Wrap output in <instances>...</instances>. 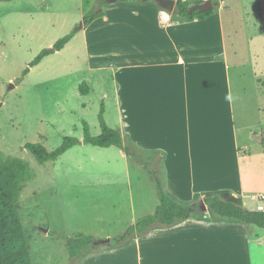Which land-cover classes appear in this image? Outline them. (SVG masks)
<instances>
[{
    "label": "rangeland",
    "instance_id": "374dc122",
    "mask_svg": "<svg viewBox=\"0 0 264 264\" xmlns=\"http://www.w3.org/2000/svg\"><path fill=\"white\" fill-rule=\"evenodd\" d=\"M116 2L0 1V151L26 160L32 170V179L21 192L20 214L30 231L33 264H75L63 236L105 239L109 234L120 235L133 224V217L138 220L153 214L160 203L153 175L134 158L128 160L117 146L79 143L56 161L45 163L25 148L27 143H40L52 151L67 136L81 140L84 121L93 135L100 134L103 104L107 123L113 128L122 126L115 83L108 82L109 74L103 75L104 83L91 72L94 61L88 49L94 37L87 36L89 26L83 24L90 10L102 14ZM250 3L226 0L219 4L226 9L232 103L243 148L241 171L232 176L233 167H229L231 176L226 177L230 179L219 184L239 192L245 207L256 210L258 201L253 197L264 194V144L258 138L264 136V38L245 16V10L255 11L247 6ZM130 10L120 11L118 17L134 14ZM72 31L76 34L64 49L46 55L24 75L38 54ZM99 63L96 69L105 66ZM84 81L90 86L87 95L79 88ZM124 141L151 168H159L162 157L157 152L141 153L130 139ZM251 226L264 236V228ZM253 252L264 264V246H253Z\"/></svg>",
    "mask_w": 264,
    "mask_h": 264
},
{
    "label": "crops",
    "instance_id": "0c3cea01",
    "mask_svg": "<svg viewBox=\"0 0 264 264\" xmlns=\"http://www.w3.org/2000/svg\"><path fill=\"white\" fill-rule=\"evenodd\" d=\"M117 1L85 32L94 37L88 49L92 74L104 83L103 75L109 74L108 82L115 83L122 120L118 129L134 149L162 157L159 174L180 203H190L198 192L230 188L219 183L230 179L229 167L232 176L241 171L243 148L232 103L226 9L219 6L205 19L177 22L152 1ZM247 6L255 9L252 14L244 11L247 20L264 38V0ZM130 9L134 14L118 17ZM161 10L171 17L167 24L159 16ZM99 62L105 66L96 69ZM229 190L246 204L243 195ZM136 221L133 217V224ZM252 228L216 219L207 208L197 217L155 228L126 244H103L76 264H260L253 246H264V236Z\"/></svg>",
    "mask_w": 264,
    "mask_h": 264
},
{
    "label": "trees",
    "instance_id": "16d2710c",
    "mask_svg": "<svg viewBox=\"0 0 264 264\" xmlns=\"http://www.w3.org/2000/svg\"><path fill=\"white\" fill-rule=\"evenodd\" d=\"M215 1L220 2L221 0ZM154 2L158 4L156 1ZM192 6L178 0L176 8L172 13L174 20L177 22L202 20L211 16L216 10L214 8L205 12L194 11L190 13L189 11ZM98 16V12L90 10L83 18L84 26L92 24ZM75 34L76 31H72L58 39L51 49H45L38 54L25 69L24 75H27L32 67L38 65L46 55L64 49ZM79 88L84 95L90 93V86L86 81L82 82ZM99 123L101 128L100 134L93 135L89 123L84 121V136L82 140L73 136H67L52 151H49L40 143H27L25 148L35 156L39 163H45L56 161L81 141L101 148L117 146L153 175L160 200L155 212L139 218L124 233L113 237L111 243L106 244V246L123 245L136 236L143 235L155 228L176 225L192 217L193 213L197 211L203 214V203L206 204L208 210L216 219H227L264 228V210H249L245 207L242 197L236 196L229 189L198 192L194 194L190 203H180L167 192L158 169L151 168L146 164L130 146L125 144L122 131L111 127L107 123L104 104L99 114ZM262 142L264 144V138ZM30 179H32V170L26 160L6 155L0 151V264H33L30 231L24 226L20 214L21 192L25 182ZM63 238L66 239L69 254L75 264L88 253L103 246L99 242L100 239L93 235L63 236Z\"/></svg>",
    "mask_w": 264,
    "mask_h": 264
},
{
    "label": "water",
    "instance_id": "95a60500",
    "mask_svg": "<svg viewBox=\"0 0 264 264\" xmlns=\"http://www.w3.org/2000/svg\"><path fill=\"white\" fill-rule=\"evenodd\" d=\"M115 1H117V0H109V2H115ZM154 1H156L163 9H165L167 11H173L177 5L176 0H154ZM219 4H220L219 1L208 0L203 4L193 5L189 12L190 13H192L194 11L205 12V11H208L210 9L216 8L217 6H219ZM80 143H83V142L81 141ZM202 208L205 211L207 210V206L205 203H203ZM99 242L102 244H110L111 239L110 238L100 239Z\"/></svg>",
    "mask_w": 264,
    "mask_h": 264
},
{
    "label": "built area",
    "instance_id": "2783aa9c",
    "mask_svg": "<svg viewBox=\"0 0 264 264\" xmlns=\"http://www.w3.org/2000/svg\"><path fill=\"white\" fill-rule=\"evenodd\" d=\"M179 1L188 3L190 5H196V4H203L208 0H179ZM255 200L258 201L257 210H264V194H259L258 196L255 197Z\"/></svg>",
    "mask_w": 264,
    "mask_h": 264
},
{
    "label": "clouds",
    "instance_id": "9594fccd",
    "mask_svg": "<svg viewBox=\"0 0 264 264\" xmlns=\"http://www.w3.org/2000/svg\"><path fill=\"white\" fill-rule=\"evenodd\" d=\"M159 16H160L161 20L165 24H167L170 21V19H171L169 13L167 11H165V10H161L160 13H159Z\"/></svg>",
    "mask_w": 264,
    "mask_h": 264
}]
</instances>
